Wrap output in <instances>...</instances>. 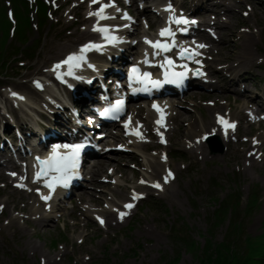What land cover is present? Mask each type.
<instances>
[{"label":"rangeland","instance_id":"rangeland-1","mask_svg":"<svg viewBox=\"0 0 264 264\" xmlns=\"http://www.w3.org/2000/svg\"><path fill=\"white\" fill-rule=\"evenodd\" d=\"M260 2H264V0H259ZM234 159L231 156H228L226 158H215L213 160L206 159L203 163H196L193 162L194 168H193V175L195 177L196 182L198 185L202 188H206V180L209 176L210 173V168L208 167V164H211L212 170H215L217 172H222V173H231L233 172V168H231L230 162ZM236 163H242V159L237 157L234 160ZM108 161L105 162L107 165ZM97 168L94 169V172L96 171ZM105 170V166L101 169V171ZM103 174V173H101ZM245 184V200L244 202L247 201V194L250 192V185L253 183L257 182V175L253 174L251 172H246V177L245 180H243ZM210 195V194H209ZM206 193L202 194V207L205 208V211H203L200 215V217L197 220V224L193 227L191 232L189 233V236H192L194 241L198 242V246L203 244L204 241V236L207 233V229H209L210 222L213 219V214L216 209V205L213 204L211 201L210 197ZM229 217V216H228ZM204 218L206 220H204ZM136 220L139 222L140 225L144 224H151V223H157L159 224V229L160 231L158 232H144L141 231L140 226L136 225V229L131 233L127 234V236L132 235L133 240L128 243V245H123L121 246L122 252H127L129 250V247L132 244L135 243H145V242H154V246L150 249H143L145 253L147 254L146 258L143 257V255H139L137 260H132V259H125L124 264H137L138 263H144V264H159L161 263V257L162 255H166L167 258L169 259L170 257H180V260L175 263V264H199L197 257L195 256L194 252H186L184 250H180L177 247L174 248L173 242L171 241L170 236L164 235L165 227L162 223H159L157 219H153V217L150 214L147 215H141L137 216ZM193 226V224H192ZM244 229V228H243ZM226 232V226L225 224L218 228L215 231L214 235V241L217 243L224 238V234ZM243 232V231H242ZM241 232V237L239 239V243L244 247L246 246V241L244 242V235H242ZM49 235L54 237L55 234L54 232H50ZM126 236V237H127ZM125 238V236H122ZM160 240L161 243L158 244L157 241ZM247 247V246H246ZM113 249H109L107 251L106 258H110L111 262L109 264H117V261L120 260V258L115 259L113 258L115 256ZM132 257V256H131ZM100 264V263H98Z\"/></svg>","mask_w":264,"mask_h":264},{"label":"snow or ice","instance_id":"snow-or-ice-1","mask_svg":"<svg viewBox=\"0 0 264 264\" xmlns=\"http://www.w3.org/2000/svg\"><path fill=\"white\" fill-rule=\"evenodd\" d=\"M101 0H92L93 4L96 3H100ZM109 4H103L102 7L100 8L99 12L96 13H92L91 15H95L97 17H99V19L103 20V19H108L109 17L104 15L105 10L109 7ZM171 11V9H169ZM127 18V17H126ZM130 19V18H128ZM175 24L177 25H187L189 23L195 24L196 21H188L187 19L184 18H180V19H175L173 21ZM96 31H100L103 33H108V29L105 28H98V29H94ZM160 35L162 37H168L170 39H172V44H167V43H161V41H145L146 43H149L153 49H158V52L156 53L157 55L160 54V52H169L171 51V48L175 46V40H174V36L175 33L170 30V29H163L160 33ZM106 39L109 40V43H113L114 41H116V37L114 36H107L106 35ZM95 47L93 45H89L86 46L85 49H82L81 51H87L90 48ZM199 48H204L206 47V45L204 44H200L198 45ZM183 51V50H182ZM199 53L198 52H192L190 53L188 58H192L194 56H198ZM182 59L185 57H181ZM84 57L83 56H69L64 63L65 64H69L70 62H76L75 66H79V61L83 60ZM166 64L168 66V70L165 71L164 74V80L160 81V80H152L151 79V73H143L142 77H133V80L135 83H140V84H144L145 88L144 89H133V91H147L149 90L147 88L148 84H151L152 87L154 88H159L161 87L164 83H182L183 80L186 78V73L185 72H175V71H170V69L173 67V61L168 59L167 57L165 58ZM165 65H161V67H164ZM61 67L60 64L56 65V68ZM186 68V65L184 66ZM133 73H137L138 69L133 68L132 69ZM117 105L118 107L116 109L110 110V111H120L123 108V101H117ZM154 107H156L154 105ZM157 111L160 112L161 110L159 108H157ZM105 115H108V113H105ZM222 123H225L227 125V127L230 128H235L234 124H228L226 121H221ZM158 124L161 123L160 120L157 121ZM135 135H141L140 133H134ZM142 138V137H141ZM59 147V146H57ZM64 147L66 148H71V154L70 155H54L53 157H51L48 161H40V163L42 165H45V167L43 168L42 172L43 175H47L49 172H55L58 173L59 175L57 177H53L54 180L57 181V183H61L62 186L67 187L68 186V182L71 180L72 176L76 174L77 169L79 168V162H80V153L81 151L84 149L85 145L83 144H77V145H65ZM39 160V158H37ZM41 175V173H37V177H39ZM169 177L172 176V173L169 172ZM168 182V178H165V183ZM143 183V181H142ZM46 187H49L52 189V191H55V185L54 184H46ZM153 187L161 189L162 190V186L157 183L155 185H153ZM43 200L47 201L49 199H51L50 196H42L41 197ZM140 198L137 195L133 196V199H138ZM126 208L128 209H132L134 207L133 204H127L125 205ZM127 215V213H120V218L121 220H123V218ZM99 219V218H98ZM100 223L103 224L104 221L100 220Z\"/></svg>","mask_w":264,"mask_h":264}]
</instances>
